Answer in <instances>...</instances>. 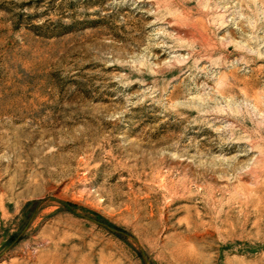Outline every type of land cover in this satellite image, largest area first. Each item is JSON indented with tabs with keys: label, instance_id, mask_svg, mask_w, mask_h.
<instances>
[{
	"label": "rangeland",
	"instance_id": "obj_1",
	"mask_svg": "<svg viewBox=\"0 0 264 264\" xmlns=\"http://www.w3.org/2000/svg\"><path fill=\"white\" fill-rule=\"evenodd\" d=\"M0 264H264V0H0Z\"/></svg>",
	"mask_w": 264,
	"mask_h": 264
}]
</instances>
